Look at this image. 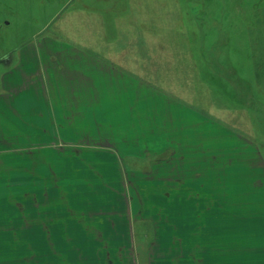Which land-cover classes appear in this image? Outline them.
<instances>
[{"label": "rangeland", "instance_id": "1", "mask_svg": "<svg viewBox=\"0 0 264 264\" xmlns=\"http://www.w3.org/2000/svg\"><path fill=\"white\" fill-rule=\"evenodd\" d=\"M35 41L60 110L130 181H264V0H0V59ZM37 233L0 239V264H84L95 247Z\"/></svg>", "mask_w": 264, "mask_h": 264}, {"label": "crops", "instance_id": "2", "mask_svg": "<svg viewBox=\"0 0 264 264\" xmlns=\"http://www.w3.org/2000/svg\"><path fill=\"white\" fill-rule=\"evenodd\" d=\"M43 46L0 59V239H93L84 264H264V181H130L117 149L58 107Z\"/></svg>", "mask_w": 264, "mask_h": 264}]
</instances>
